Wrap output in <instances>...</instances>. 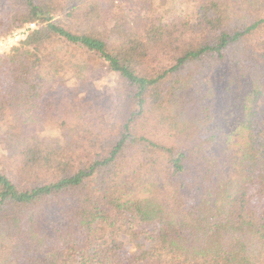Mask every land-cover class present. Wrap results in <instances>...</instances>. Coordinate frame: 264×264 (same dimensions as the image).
<instances>
[{
	"label": "trees",
	"instance_id": "1",
	"mask_svg": "<svg viewBox=\"0 0 264 264\" xmlns=\"http://www.w3.org/2000/svg\"><path fill=\"white\" fill-rule=\"evenodd\" d=\"M30 23L0 59V264H264V0H0V37ZM97 67L106 106L74 82Z\"/></svg>",
	"mask_w": 264,
	"mask_h": 264
},
{
	"label": "rangeland",
	"instance_id": "2",
	"mask_svg": "<svg viewBox=\"0 0 264 264\" xmlns=\"http://www.w3.org/2000/svg\"><path fill=\"white\" fill-rule=\"evenodd\" d=\"M178 5H179L178 1H175L173 3V6L175 8H177ZM30 24H34V23H30ZM18 29L19 28L11 31L7 35L0 37V39L6 38L7 36H9ZM16 46L12 45L11 48ZM11 48H8L7 50H4V48H0V59L5 54H7ZM81 75L82 76L78 81H74L75 85L77 86L76 89L78 91L79 98L83 100L93 101L100 105L106 106V104H108V102L112 99L113 96L114 75L111 74L106 67H97L93 69L92 72H90L86 78L83 76V74ZM76 77L79 78L78 76ZM119 237L121 238V240H125L123 234H120Z\"/></svg>",
	"mask_w": 264,
	"mask_h": 264
},
{
	"label": "built area",
	"instance_id": "3",
	"mask_svg": "<svg viewBox=\"0 0 264 264\" xmlns=\"http://www.w3.org/2000/svg\"><path fill=\"white\" fill-rule=\"evenodd\" d=\"M34 28V24H28L27 26L23 28H19L6 38L0 39V48H4V50H7L8 48H11L12 45L16 46L19 42L25 39L28 32Z\"/></svg>",
	"mask_w": 264,
	"mask_h": 264
}]
</instances>
